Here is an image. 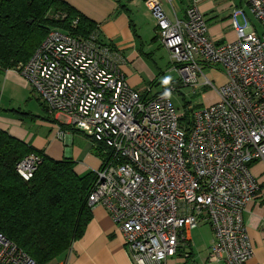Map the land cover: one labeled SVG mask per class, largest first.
<instances>
[{"label":"built area","instance_id":"obj_1","mask_svg":"<svg viewBox=\"0 0 264 264\" xmlns=\"http://www.w3.org/2000/svg\"><path fill=\"white\" fill-rule=\"evenodd\" d=\"M244 1L261 30L234 8L235 38L223 42L209 37L194 3L178 17L165 12L162 0L144 1L178 74L159 92L152 83L142 89L128 83L125 57L100 41L98 30L80 37L51 28L16 66L50 117L62 116L90 137L100 166L88 203L105 208L135 264H165L202 223L213 232L209 261L245 264L253 254L243 212L260 191L251 163L264 167V0ZM206 69L224 81L216 85ZM182 86L193 93L210 87L217 101L179 110L168 91ZM39 162L29 153L15 168L27 180ZM0 264L37 263L0 231Z\"/></svg>","mask_w":264,"mask_h":264},{"label":"crops","instance_id":"obj_2","mask_svg":"<svg viewBox=\"0 0 264 264\" xmlns=\"http://www.w3.org/2000/svg\"><path fill=\"white\" fill-rule=\"evenodd\" d=\"M64 1L98 25L100 41L114 46L125 57L122 70L128 83L137 89L144 88L145 84L137 76L136 68H141V64L146 65L145 54L154 57L157 44L156 48L166 49L159 40L155 20L145 0ZM193 3L206 20L209 37L217 42L235 38L230 19L234 8L242 7L256 30H261L244 0H162L165 12L169 16L175 14L178 17H183L186 7ZM238 21H242L241 16H238ZM154 64L157 65L156 60ZM55 120L48 115L37 93L17 69H7L0 73L1 129L50 158L73 160V170L78 175L97 169L100 159L90 137L71 127L60 129ZM58 131H62L61 136ZM258 164L263 167V163L256 162L251 165V172L260 182V191L255 198L247 201L243 212L253 247V254L245 264H264V167L260 173H254L253 168ZM193 230L188 232L187 247L168 257L165 264H225L222 260H208L213 236L198 247L192 241ZM61 259L64 264H135L123 245L122 231L101 205L91 207V219L82 236L57 258ZM190 260L194 263H190Z\"/></svg>","mask_w":264,"mask_h":264},{"label":"trees","instance_id":"obj_3","mask_svg":"<svg viewBox=\"0 0 264 264\" xmlns=\"http://www.w3.org/2000/svg\"><path fill=\"white\" fill-rule=\"evenodd\" d=\"M51 28L86 37L98 25L64 0H0V73L25 63ZM29 153L40 162L25 180L15 166ZM73 166L0 128V231L37 264L58 262L91 219L95 172L78 175Z\"/></svg>","mask_w":264,"mask_h":264},{"label":"rangeland","instance_id":"obj_4","mask_svg":"<svg viewBox=\"0 0 264 264\" xmlns=\"http://www.w3.org/2000/svg\"><path fill=\"white\" fill-rule=\"evenodd\" d=\"M157 45L154 48V57L152 58L144 55L146 65L141 64V68H136V74L141 78L142 84L152 83L153 93L168 88L170 84L178 80L177 72L173 68H170L171 66H169L168 52L162 47L156 48ZM154 60L157 61V65L154 64ZM205 71L214 79V83L216 85H219L224 81V78L220 74L208 69H206ZM168 96L170 97L175 107L179 110H182V108L186 106L187 103H191L195 108H199L217 101V95L215 91L210 87H203L198 92L193 93L192 87L182 86L179 87L178 92L172 93L168 91ZM58 121L61 123H65L63 117L58 118ZM262 168V165L258 164L253 168V172L260 173V171H262ZM192 232V241L198 247H201L206 240H209L211 236H213L212 228L209 224L206 223L199 224L196 228H194ZM189 262L194 263L192 260H190Z\"/></svg>","mask_w":264,"mask_h":264}]
</instances>
